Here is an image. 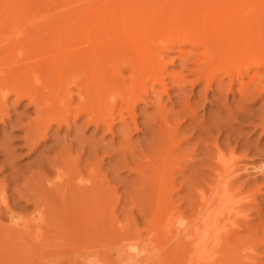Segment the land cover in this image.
Instances as JSON below:
<instances>
[{
  "label": "rangeland",
  "instance_id": "374dc122",
  "mask_svg": "<svg viewBox=\"0 0 264 264\" xmlns=\"http://www.w3.org/2000/svg\"><path fill=\"white\" fill-rule=\"evenodd\" d=\"M21 1L28 2L30 6L27 12L18 11V13H20V24L18 23L19 25L16 27L18 32H16L17 30L14 31L16 28H12V24L0 27V58H3V61L10 57L9 55L11 52L6 44H9L8 41L11 37L15 38L18 33L20 38L17 39V36L16 40L22 38V43V40L25 41L28 37L29 31L36 30L37 26L46 31L54 20L75 13V10L66 8L69 0ZM226 1L227 0L223 2V5L226 4ZM229 3L230 0H228L226 6ZM189 4H192V2ZM223 5L221 6L222 13L219 12L220 14L216 17L217 26L215 29L218 32V40L223 39V32L225 29L223 20L231 14V11H229L226 6L223 7ZM176 7L177 6L173 8L176 9ZM215 9L221 11L218 5ZM242 12L243 18L246 20L250 15L249 3L243 4ZM184 14L186 15L188 13H182L183 18H185L184 21L182 16H180L179 20L181 19V26L188 22ZM0 15L9 18H13L14 16L10 15L9 12H0ZM171 17L170 20L172 19L173 21L166 19L167 22L165 21L164 23L161 20L160 22H162V24L160 25L159 23L158 27L153 26L154 29H149L148 24H146L147 27H144V29H149L148 31L144 30L145 33L157 34L152 35V37H154L152 41V43H154L153 48L157 52H161V55L166 56L164 59L165 84L167 86L166 94L161 93L160 89H157L158 87L155 86V89H157L155 93H146L145 90L146 95L144 92L141 94V91L138 93L139 95L136 96V99L142 96V99L140 98L139 100V102L141 100L142 102H137L133 107L132 105L129 106L132 103L127 104V101L123 97L126 95L125 97L128 96L133 102L135 101V97L129 95V92H126V85L128 83V85H130V82L127 80V84H125L122 89L125 90L123 91L124 93L121 89L114 90L115 94L113 93L114 99L112 100L115 103L111 101L110 105L109 102L112 108L111 110L115 109L112 112L113 118L115 119L111 134L103 132L105 131L103 128L96 132L93 131L94 127L86 125L87 123L85 124V117L71 126V133H69L66 126L62 125V129L58 130L57 125L53 124L52 129L47 133L49 140L46 146L37 149L34 153L31 151V146L29 145L30 148L27 147L23 139H21L24 133L17 129L19 123H15L16 119H14L16 117L23 120L22 122L24 123L28 122L29 118L35 117L33 113L34 108L32 106H27V100L23 101L19 106H14V98L12 95L7 96V103L5 102V106L3 105L4 107H2V104L0 105V188L2 187L0 192L4 190V196L8 200V209L10 208V211L13 209L15 211L13 213L15 214L22 213V216L25 217L24 221H26L28 225L26 229L14 228L5 225V222L2 225L4 218H0V264H108L110 261L113 262L114 246L112 242L114 238H116L115 236H119L118 233L120 230L123 229L125 232H127V230L124 229H128L130 232L134 230L138 233L135 232V234L142 238H146V234L149 236H151L152 233L154 236L157 235L160 230L161 220L167 219L171 215H181L184 218H188L194 214L195 206L199 200L197 191L202 188L207 192V183H212V175L209 173L212 167H216L215 144H217L221 148L222 153L225 154H223V156L226 166H229V169H234V173H230L231 177L237 178L232 186L233 189L230 187L231 191L228 195L231 199L230 201L228 197L230 203H227L228 205L225 203L220 210L225 214L229 211L228 214L230 217L228 218H230V221L232 220L231 222H233L234 219L237 220V222L246 219L252 221V225L258 224L257 226L259 227L264 226L262 225L264 224L262 223L264 222V213H262L264 212V178H262L264 175H260L256 170L258 166L264 164V125H262L264 124V110H262L264 109V98L254 100L252 98L255 96L254 94L245 95L246 98H241V94L238 91L240 88L239 81L233 82V88L231 87V90L227 89L226 87H228L229 80L223 74L224 71L213 77V67L206 70L204 69L206 66L208 67V65L205 66L206 62L204 66H199L201 67L200 69H196L199 68L198 66L192 67V65H190L192 61L188 63V67L191 69L195 68V70H199V72L202 71L201 69H204L203 72L205 73L213 69V71L210 72L213 78L209 75V72L206 74L201 72V74H203L201 76L202 81L192 87V82L196 80L199 74L195 72L192 74L190 70H184L183 64L179 60L180 52L187 53L188 51L190 52L192 48L187 45L182 46L180 45L181 43L173 44L174 47L169 46V48H171L169 50L170 52H164V50L159 48L161 47L160 45L164 44L161 43L163 39L166 42L172 39L171 36L173 34L177 33L176 29H178L179 21L177 18V21L174 20L173 14ZM116 18V20L113 18L115 20V27L117 28L115 31L119 34L116 38L117 41L111 43V45L115 47V51L111 55L114 59L109 60L108 64L114 65V63H116L120 68L124 67V65L120 64L119 52L127 48L123 46L132 45L135 40L136 44H138L137 40L141 42V39H137L135 34H131V32H133L131 24H127L124 29L123 27L126 25V21H120L118 17ZM33 21H36V23H32ZM173 23H175L177 28L171 26H175ZM200 25L201 29L199 25L194 27L196 28L194 32H197L198 35L206 32V29L202 27L203 24ZM31 26H34L35 29ZM162 26L163 28L161 29ZM155 27L158 28V30H156ZM39 28L37 27V29ZM166 29L168 32H166ZM11 30L13 36L10 34ZM161 30H164V33L162 32V34H159ZM173 31L174 33H172ZM19 32H22L21 34L23 35L20 36ZM126 32L130 33V36ZM165 33H170L171 35ZM215 35L216 34L211 31L208 33V38L213 36L215 39ZM160 36L162 39L158 38ZM155 37L158 40H156ZM180 37L182 36L179 35L178 38L180 39ZM105 38L106 35L102 36V38L100 36L99 41L102 39L101 43H106V39L108 38ZM10 40V45L12 44L11 42H13L12 46L14 47V45H16L15 40ZM250 41L251 36L247 35L244 37L241 48L236 49L238 55L230 56L229 63L227 62L229 65L234 62V65H232V76L235 79H241L243 83L249 82L248 76L250 74L244 75V77L241 78L236 77L237 67H239L237 65H243V63H236L232 58L236 57L237 61L243 62V58L246 55L245 52L247 51L246 47L249 46ZM158 43L160 44L156 47ZM216 46H218V51L221 50L220 52H224L225 48L228 49L227 44L225 48L220 45ZM15 47H19L16 49V52L18 51L16 57L18 55L21 57L22 55L20 59L15 57L16 62L18 59L19 61L22 60V63L25 64L24 61L27 60V57H24L26 52L24 46L17 45ZM157 48L161 51L157 50ZM204 49L202 47L197 49V51L199 50L198 53L203 52L204 54L207 50V54L205 53L207 57L212 49L209 51L207 48L206 50ZM49 51L54 50L48 49L47 52ZM6 57L7 59H5ZM35 57L39 58L41 55L37 56L36 53ZM43 58L47 57L43 55ZM1 60L2 59H0V61ZM199 61L203 62V60ZM227 63L225 62L224 64L222 62L219 63V65L223 64L221 67L223 68L227 67ZM26 64H28V61ZM117 69L112 74L113 78L122 77L123 75L126 76L127 79L129 78L128 76L131 75H129L130 72L125 70V68H121V73L122 69H124L123 73L118 74L120 70L117 71ZM241 72L244 73V70ZM173 78L174 80L181 79L180 81L182 84L180 87L172 82L174 81ZM210 78L213 79V81H211L212 84L210 85V89H206L205 85L208 81L210 82ZM220 78L222 79L221 82H223V86L217 85ZM145 88H149V86ZM74 92L75 90L73 89L72 93ZM2 93L5 95L6 91L3 90ZM116 93L117 96H115ZM114 106L115 108H113ZM131 108L134 111L130 112ZM192 113L195 115L194 118L187 117L188 115H193ZM131 119L135 120L138 127L137 132L130 123ZM122 120H126L131 125L128 129L129 132L122 131L120 128V122ZM165 120H167L166 127L168 129H165ZM163 121L165 122L163 123ZM69 123L72 124V120H70ZM160 124L164 125V129ZM158 129H161L165 134L160 135ZM129 135L130 138L128 137ZM69 140L71 142H69ZM60 143H63V145ZM70 143L72 146H70ZM65 145H67V147ZM70 147L73 148L70 149ZM92 148L94 152H91ZM68 149L71 152H67L66 150ZM57 152L58 154H56ZM142 152L145 157H143ZM78 156L81 157L80 160H78ZM96 160L97 162H95ZM89 163L92 165L90 166ZM9 167L11 169H9ZM66 168L67 170L65 171ZM62 169L64 172L61 171ZM162 171H165V189L164 195L160 196L154 178L155 176L157 178ZM60 173L62 174L57 178V174L59 175ZM64 173H69L67 176L70 178H65L66 176H64ZM78 173H80L82 177V183L78 184L81 189H79L74 181ZM61 176H64L62 178L66 180L61 179ZM247 178L249 180H247ZM62 180H64V182ZM81 185H83V188ZM93 196L96 197L97 203L98 200L100 201L98 207L102 210L98 208L96 211L95 209L97 207L92 208L91 197ZM43 201H45L44 204H42ZM89 208H92V210H89ZM257 210L260 213H258ZM2 212L0 214H2ZM245 214L246 217H244ZM256 214L257 216H255ZM26 216H28V218H26ZM0 217L3 216L0 215ZM235 220L234 222L236 223ZM90 221H92V223H90ZM132 234L131 235L135 238L134 233ZM137 235L135 239H138ZM128 236H130V234H128ZM257 251H259V255ZM257 251L253 259L251 255L249 256L251 260L249 261L248 258L247 264H255V261L256 264H264V258H261V256L264 257V253H262L264 252V246L259 247ZM252 260H254V262Z\"/></svg>",
  "mask_w": 264,
  "mask_h": 264
},
{
  "label": "bare ground",
  "instance_id": "6f19581e",
  "mask_svg": "<svg viewBox=\"0 0 264 264\" xmlns=\"http://www.w3.org/2000/svg\"><path fill=\"white\" fill-rule=\"evenodd\" d=\"M224 1L225 0H69L67 2L66 8L75 10V13L54 20L53 22H51V25H49L46 31L42 30V28H39V26H37L39 29H37L36 27V30H34L35 27L31 26L34 28L33 29L34 31L30 30L28 33V37L25 39V41L22 40V43H21L22 38L20 40H16L18 33L16 34V36L14 35L15 38L9 37L10 39L15 40L16 45H14L13 47L12 46L13 42H11L12 44L10 45L9 41L11 40L9 39L8 41L9 44L8 45L6 44V46L9 48V51L11 52V54L9 55L10 57L8 59L6 57L5 59L7 60L5 61H3V58H0L2 59L0 61V94L2 93L3 90L6 91L5 95H4L5 92L0 95V100L2 99L0 105L2 104V107H4L5 106L4 104L7 101V96L12 95L14 98L13 99L14 106L17 105L19 106L20 104L23 103V101L27 100L28 102L27 106L28 107L32 106L34 108L33 113L35 117L33 115L34 118L31 119L29 118V121L27 120L28 122L24 123L22 122L23 120H21L20 118H16V117L14 118L16 119L15 123H19L17 129H19L24 133V136H22L21 139H23L27 147L30 148L31 146V151H33L34 153L37 151V149L46 146V143L49 140V136H47V133L52 129L53 124L57 125L58 130L62 129V125L66 126L69 133H71L70 132L71 126L74 125L75 122L80 121V119L85 117V124L87 123L86 125H91L92 127H94L93 131L96 132L99 131L101 128H103L105 130L103 132H107V134L108 133L111 134L113 131L112 130L114 127L113 122L115 119L113 118L112 115L113 114L112 112L115 109L111 110L112 108L110 107L111 101L112 103H115L112 100L114 99L113 93L114 90L115 91L120 89L122 90L125 84H127L126 83L127 80L130 82V85H128L129 83L127 84L128 86L126 85V89H127L126 92L127 93L129 92V95L135 97L134 102L131 101L130 100L131 98L129 99L128 96L127 99V97H125L126 95L123 97L127 101V104L132 103L129 106L132 105L133 107V105L137 104V102L138 103L142 102V100L139 102L142 96L136 99V96H138L139 95L138 93H140L141 91H142L141 94H143V92L145 93V90L146 93L149 92L155 93L157 89H160L161 93L166 94L167 86L165 84L166 76L164 71V66H165L164 59L166 56L161 55V52H157L153 48L154 43H152V41L154 37H152V35H157V34L149 33V32L145 33L144 30L148 31L150 28L154 29L153 26L158 27L159 23L161 25L162 22L164 23L165 21L167 22L166 19L170 20L172 14L175 18L174 20H176V18L178 19L179 21L178 23L180 27L178 26V29H176L177 33L171 36L172 39L166 42L164 39L162 40L163 42L160 41L161 43L164 44H162L163 47L162 45H160L162 48L161 47L159 48L164 50V52H170L169 50L171 48H169V46L174 47L173 44L175 43H181L180 45L182 46L187 45L188 47L192 48L190 52L188 51L187 53L186 52L179 53V60L182 62L184 70H188V71L190 70L192 74L194 72L199 74L196 80L192 82L191 84L192 87H194L193 85L198 84L199 82L202 81L201 76L203 74L209 72V71L206 73L203 72L204 69L206 70L208 68L213 67L214 71L213 69L210 71V72L213 71L212 72L213 77H215L214 75L220 74L222 71H224L223 74L229 80L228 81L229 83L227 85L228 87H226L227 89L231 90V87L233 88L232 86L233 82L239 81L240 88L238 91L241 94V98L242 97L246 98L245 95L248 96L249 94L255 95L254 97H252L254 100L257 99L259 100L261 98H264V0H230V3L227 6L226 4L228 0L226 1V4L223 5ZM191 2L192 4H189ZM244 3H249V10H250V15L246 18V20L243 18V12H242V7ZM217 5L220 6V9L222 5L223 7L226 6L227 9L231 11V14L226 19L223 20V22L225 23V29L223 32L222 40H218L217 37L218 32L215 29L217 26L216 17L218 16V14L222 13V9L221 11L215 9ZM29 6L30 5L26 1L22 2L21 0H0V12H9L10 15H14L13 18L0 15V27L1 26L4 27L5 25L12 24L11 25L12 28L15 29L20 24L19 23L20 13H18V11L27 12L29 11ZM175 6H177L176 9L173 8ZM182 13H188L186 15L184 14V16L187 17L188 22H186L185 25L182 24L181 26L180 24L181 19L179 20V18L180 16H182L183 18ZM116 17H118L120 21H124V20L126 21L125 22L126 25H124L123 27L124 29L126 28L125 26H127V24H131L133 29L132 30L133 32H131V34L133 33L136 35L137 39H141V42L137 40L138 44H136V40L134 38L135 42L132 45L130 44L128 46H123L124 48L126 47L127 48L119 52L120 64L124 65V67H120V68L118 65H116V63H114V65L108 64L109 60L114 59L113 57H111V55L115 51L114 50L115 47L111 45V43L117 41L116 38L117 35L119 34V33L117 34V32L115 31L117 30V28L115 27L116 25L114 24L115 20L117 19ZM113 18L116 19L114 20ZM161 20L162 22H160ZM184 20L185 18H183V21ZM34 22L36 23V21H33L32 23ZM146 24L149 25L148 30L144 29V27H147ZM173 24L175 25V23ZM200 24H203L202 27L206 29V32L200 33L198 35L197 32L196 33L194 32L196 30V28L194 27L196 25H199L200 26L199 28L201 29ZM171 26L173 28H177L176 25L175 26L171 25ZM162 28L163 26L161 27V29ZM16 30L17 28L14 31ZM156 30H158V28H156ZM211 31L214 34H216L215 39L213 38V36H210L208 38V33ZM16 32H18V30ZM156 32H160V31H156ZM162 32L164 33V30L163 31L161 30L159 34H162ZM166 32H168L167 29ZM19 33L20 36L23 35L21 34L22 32ZM172 33H174V31ZM10 34L12 35V30ZM127 34L129 35L130 33ZM99 35L101 36V38L102 36L106 35V38H108V39L105 38L106 43L105 42L101 43L102 39L101 41H99L100 40ZM179 35L182 36L180 37V39L178 38ZM247 35L251 36V41L249 46L246 47L247 51L245 52L246 55L243 58V62L237 61L236 57L232 58L233 61H235L236 63H243V65H237L239 67H237L238 70L236 77L241 78L244 77V75L250 74L248 76L249 82L243 83L241 79L240 80L238 78L235 79L232 76V65H234V62L230 63V65L228 63L230 60V56L238 55L236 49L241 48V43L243 41V38L246 37ZM19 38L20 37L18 36L17 39ZM158 38L162 39L161 36ZM156 40L158 39L156 38ZM159 44L160 43L156 44L157 45L156 47H158ZM226 44L228 45V49L225 48ZM17 45L24 46L25 48L26 52L24 57H27L26 58L27 60L24 61L25 64L22 63V60L20 61L18 60L22 57V55L21 57H19V55L16 57V53L18 52V51L16 52V49L19 48V47H15ZM216 45L223 46L225 48V51L224 52H220L221 50L218 51L217 49L218 46ZM202 47L203 49L205 48L204 50H206L207 48L208 51L212 49L210 53L207 55V57H206L207 50L205 51L206 54L205 53L203 54V52L198 53L199 50L197 51V49ZM159 48H157V50L161 51ZM48 49L54 51L47 52ZM36 53L37 56L41 55L42 58L35 57ZM43 55L47 58H43ZM15 57L18 58L17 62ZM199 60H203V62ZM27 61L28 64H26ZM189 62H191L190 65H192V67L204 66L206 62L205 66L208 65V67L206 66V68L201 69L202 70L201 72H203V74H201L199 70H195V68L191 69L190 67H188ZM222 62L224 64L225 62L226 63L228 62L226 65L227 67L221 68L223 64L219 65V63ZM121 68H125V70L130 72L129 75L130 74L131 75L128 76L129 78L126 79V76L123 75H122L123 78L120 77L119 75H117L119 76L118 78L112 77L114 71L116 69L117 71H119ZM200 68L201 67L196 69H200ZM123 70L124 69H122V73ZM242 70H244V73L241 72ZM210 72L209 75L211 76ZM120 73L121 70L118 72V74ZM212 78H210L211 80L209 79L210 82L208 81L206 83L205 85L206 89L207 88L210 89V85L212 84L211 81H213ZM180 80L177 79L174 80L175 82L174 81L172 82L180 87V85L182 84ZM221 80L222 79L220 78L219 82H217L218 86H223V82H221ZM146 86H149V88H145ZM155 86H157L158 88L155 89ZM71 89L72 92L73 89L75 90V92L72 93ZM123 91L125 90H122V92ZM115 96H117V93ZM113 108H115V106ZM132 111L134 110H132L131 108L130 112ZM187 117L194 118L195 115L194 114L188 115ZM133 119H131L130 123L137 132L138 127L135 123V120ZM70 120H72V124L69 123ZM165 121L166 123H164ZM165 121H163V123L166 127L167 120ZM161 124L160 126L164 129L163 127L164 125ZM131 125L126 120L125 121L122 120L120 122V128L122 129V131H128ZM165 129L168 128L166 127ZM158 131L160 135L165 134V132H163L161 129H158ZM71 135L74 136L73 134ZM128 137L130 138V135ZM69 142L71 141L69 140ZM61 145H63V143ZM65 146L67 147V145ZM70 146H72V144ZM72 148L70 147V149ZM214 150L216 156V160H215L216 167L215 166H214L215 168L212 167L209 173L210 175H212L211 177L212 183L210 184L207 183L206 185L207 192H205V190L202 188L199 191H197L199 195V200L195 206L194 214L188 218H184L181 215L180 216L171 215L167 219L161 220V225L159 227L160 230L155 236L152 233L151 236L146 234V238H142L138 236L137 235L138 233L132 229H130L132 230L131 232L128 229H124L127 230V232L123 231V229L120 230V232L118 231L119 236H115L116 238H114V241L112 242L114 246L113 248L114 259L113 262L110 261L108 264H168V263L169 264H180V263L181 264H247L248 263L247 259L249 258L250 255L253 259V256H255L256 254L255 252L257 251V249L259 247L264 246V226L259 227L257 226L258 224L252 225L253 224L251 223L252 221L246 219L241 220L240 222H237V220L234 219L236 223L234 222V220L233 222H231L232 220L230 221V218H228L230 217L228 214L229 211L228 213L226 212L227 214H225L220 210L225 203L226 205L230 203L231 199L228 195L231 189H233L232 186L237 178L231 177L230 173L231 172L234 173L233 172L234 169H229V166H226V162L223 156L224 153H222L221 148L217 144H215ZM66 151L68 152L70 150L68 149ZM91 152H94L93 148ZM56 154H58V152ZM95 154L98 155L97 153ZM142 155L143 157H145L143 152ZM80 159L81 157L78 156V160ZM95 162H97V160ZM9 169L11 168L9 167ZM66 170L67 168L65 169V171ZM256 170L260 175H264V164L258 166ZM61 171L64 172L63 169ZM61 174L62 173H60L59 175L57 174V178H59ZM68 174L66 173L64 176H66L65 178L69 179L70 177L67 176ZM164 175H165V171H162L161 174L157 176V178L156 176L154 178L160 196L164 195V189H165ZM64 176H61L60 178L66 180L65 178H62ZM64 180L62 181L64 182ZM247 180L249 179L247 178ZM74 181L76 182V185L82 183V177L80 173H78ZM81 186L83 188V185ZM78 187L79 189H81L79 185ZM230 187L232 188L230 189ZM3 191L0 192L1 193L0 209L3 210V212L2 210H0V213L2 212V214L0 215L3 216L0 218H4L5 220L2 221V225L5 222L6 223L5 225H8L10 227L26 229L28 225L26 221H24L25 217L22 216V213L20 212H19L20 214H15L13 213L15 212L13 209L12 211H10V208L8 209L7 207L8 200L4 196ZM91 199L93 205L91 206L92 208L97 207L95 209L97 211L99 208L98 205L100 204L99 203L100 201L97 199L99 203L98 204L96 202L95 196L91 197ZM225 201H229V202H225ZM44 202L45 201H43V203L42 202L40 203L44 204ZM92 208H89V210L90 209L92 210ZM258 213L260 212L258 211ZM258 215L262 216L261 214ZM255 216H257V214ZM244 217H246V214L244 215ZM26 218H28V216H26ZM90 223H92V221H90ZM226 226L229 228H227ZM135 232L137 234H135ZM127 233L130 234V236H128ZM132 233H134L135 238L137 235L138 239H135L132 236L133 235ZM126 235L129 238H127ZM258 252L259 251H257V254ZM250 258L248 259L249 261L251 260ZM261 258L264 257L261 256ZM252 261L254 262V260Z\"/></svg>",
  "mask_w": 264,
  "mask_h": 264
}]
</instances>
